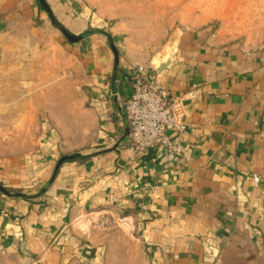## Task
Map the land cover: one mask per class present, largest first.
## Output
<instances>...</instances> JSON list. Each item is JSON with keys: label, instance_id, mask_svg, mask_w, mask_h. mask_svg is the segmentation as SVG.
Returning a JSON list of instances; mask_svg holds the SVG:
<instances>
[{"label": "crops", "instance_id": "obj_1", "mask_svg": "<svg viewBox=\"0 0 264 264\" xmlns=\"http://www.w3.org/2000/svg\"><path fill=\"white\" fill-rule=\"evenodd\" d=\"M57 4L74 14L70 0ZM44 12L37 0H0V67L25 38L40 47L57 35ZM77 36L64 44L78 60L80 97L60 125L41 116L23 158H0V264H111L115 232L88 242L79 229L112 210L138 248L127 260L123 239L121 264H264V47L180 34L151 67L188 124L182 154L168 162L129 147L121 103L134 71L101 34ZM64 155L73 157L58 165ZM207 237L218 255H205Z\"/></svg>", "mask_w": 264, "mask_h": 264}, {"label": "rangeland", "instance_id": "obj_2", "mask_svg": "<svg viewBox=\"0 0 264 264\" xmlns=\"http://www.w3.org/2000/svg\"><path fill=\"white\" fill-rule=\"evenodd\" d=\"M43 1L48 10L37 0L47 23L58 28L57 35L52 32L40 47L25 38V49L11 52L0 67V158L8 152L23 158L24 152L36 147L41 116L51 115L60 125L67 106L80 97L78 60L67 52L64 43L70 44V38L62 28L75 35L90 31L104 36L110 53H117L127 72L152 67L180 34L201 31L222 44L250 50L264 47V0H70L75 11L68 18L59 0ZM81 23L85 29L78 33ZM90 219L86 230L79 229L88 242L108 232L117 235L108 253L111 264H121L123 239L126 259L138 255L123 216L112 210L104 219L96 214Z\"/></svg>", "mask_w": 264, "mask_h": 264}, {"label": "built area", "instance_id": "obj_3", "mask_svg": "<svg viewBox=\"0 0 264 264\" xmlns=\"http://www.w3.org/2000/svg\"><path fill=\"white\" fill-rule=\"evenodd\" d=\"M150 70L151 67L140 66L125 77L132 86L131 95L121 103L128 126L129 147L136 154L153 150L156 156L174 162L182 154V135L188 132V124L177 115L175 97ZM199 91L200 84L194 82L187 95L193 98ZM255 180L259 177L255 176ZM203 247L206 256L218 255L210 237Z\"/></svg>", "mask_w": 264, "mask_h": 264}, {"label": "water", "instance_id": "obj_4", "mask_svg": "<svg viewBox=\"0 0 264 264\" xmlns=\"http://www.w3.org/2000/svg\"><path fill=\"white\" fill-rule=\"evenodd\" d=\"M42 1V3L45 5V3H44V1L43 0H41ZM52 16V20L55 22L56 20H55V18H54V16L53 15H51ZM62 30L65 32V34L71 39V40H77V39H79L81 36H77V35H75V34H72V33H70L69 31H67L65 28H62ZM71 157H73L72 155H64V156H62L60 159H59V164L58 165H60V163L61 162H63L65 159H68V158H71Z\"/></svg>", "mask_w": 264, "mask_h": 264}, {"label": "trees", "instance_id": "obj_5", "mask_svg": "<svg viewBox=\"0 0 264 264\" xmlns=\"http://www.w3.org/2000/svg\"><path fill=\"white\" fill-rule=\"evenodd\" d=\"M55 23H56V22H55ZM89 32H90V31H86V33H89ZM78 155H79V154H78ZM78 155H77V156H78Z\"/></svg>", "mask_w": 264, "mask_h": 264}]
</instances>
